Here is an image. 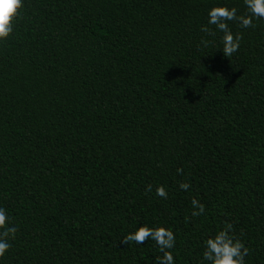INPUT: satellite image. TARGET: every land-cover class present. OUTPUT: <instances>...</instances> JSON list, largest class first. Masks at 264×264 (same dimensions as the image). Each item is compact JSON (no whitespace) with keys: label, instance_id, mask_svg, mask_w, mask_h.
Masks as SVG:
<instances>
[{"label":"trees","instance_id":"obj_1","mask_svg":"<svg viewBox=\"0 0 264 264\" xmlns=\"http://www.w3.org/2000/svg\"><path fill=\"white\" fill-rule=\"evenodd\" d=\"M214 5L246 11L23 0L0 41V207L18 228L0 264H155L153 241L120 243L142 224L174 232L175 264H205L225 221L264 264V20L229 22L243 39L225 57L200 30Z\"/></svg>","mask_w":264,"mask_h":264},{"label":"clouds","instance_id":"obj_2","mask_svg":"<svg viewBox=\"0 0 264 264\" xmlns=\"http://www.w3.org/2000/svg\"><path fill=\"white\" fill-rule=\"evenodd\" d=\"M246 8L244 13H239L236 7L227 5H214L208 9L207 25L201 26V31L214 35L221 33L220 42L225 57H231L240 48L242 33H233L230 23H236L239 27L247 29L256 25L254 20H264V0H243ZM23 8V0H0V41H6L14 31V22L19 17ZM202 43H207L202 41ZM182 173V169H177ZM179 187L185 191L190 188L188 183H180ZM152 185H147L146 191L152 192ZM156 196L167 199L168 192L163 185L155 188ZM192 216H201L205 213V205L199 200L192 199ZM18 228L11 225L7 210L0 207V258L12 248L11 240L15 239ZM149 240L153 241L159 250L155 264H175L173 249L176 247L174 232L163 225L149 226L139 225L129 231L120 241L127 246L131 243L142 245ZM249 255V248L242 239L236 236L234 226L225 221L221 229L207 236L203 241L202 260L205 264H246L245 258Z\"/></svg>","mask_w":264,"mask_h":264}]
</instances>
